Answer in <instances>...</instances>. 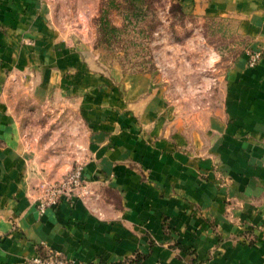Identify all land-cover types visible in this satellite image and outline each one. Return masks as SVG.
<instances>
[{
    "label": "crops",
    "instance_id": "crops-1",
    "mask_svg": "<svg viewBox=\"0 0 264 264\" xmlns=\"http://www.w3.org/2000/svg\"><path fill=\"white\" fill-rule=\"evenodd\" d=\"M258 51L186 122L151 72L101 68L44 0H0V264H264V0H179ZM84 167L79 197L42 186Z\"/></svg>",
    "mask_w": 264,
    "mask_h": 264
},
{
    "label": "rangeland",
    "instance_id": "rangeland-1",
    "mask_svg": "<svg viewBox=\"0 0 264 264\" xmlns=\"http://www.w3.org/2000/svg\"><path fill=\"white\" fill-rule=\"evenodd\" d=\"M44 2L52 23L84 38L78 40L101 68L151 72L184 122L204 117L218 103L226 67L250 53L232 23L186 15L179 0Z\"/></svg>",
    "mask_w": 264,
    "mask_h": 264
},
{
    "label": "built area",
    "instance_id": "built-area-1",
    "mask_svg": "<svg viewBox=\"0 0 264 264\" xmlns=\"http://www.w3.org/2000/svg\"><path fill=\"white\" fill-rule=\"evenodd\" d=\"M261 58V53L252 51L248 53L246 64L248 67L257 65ZM84 167L82 163H76L57 182L47 183L42 186L40 196L37 199V211L39 214L45 213L47 209L56 207L62 199L71 201L79 197V193L84 187L83 183ZM32 264H83L67 259L64 255L47 250L31 260Z\"/></svg>",
    "mask_w": 264,
    "mask_h": 264
}]
</instances>
